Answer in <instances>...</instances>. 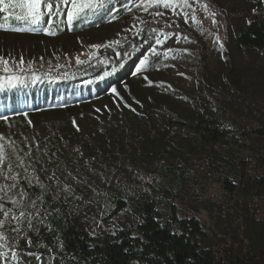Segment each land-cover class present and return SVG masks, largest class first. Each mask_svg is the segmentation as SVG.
Returning a JSON list of instances; mask_svg holds the SVG:
<instances>
[{
	"label": "trees",
	"instance_id": "1",
	"mask_svg": "<svg viewBox=\"0 0 264 264\" xmlns=\"http://www.w3.org/2000/svg\"><path fill=\"white\" fill-rule=\"evenodd\" d=\"M213 1L197 0L200 4L214 5ZM11 2L18 3L19 0ZM77 2H87L92 7L72 23L68 22L66 15L71 4L65 5L62 0H54L50 14L42 4L45 15L38 25L16 20L17 15L23 14L18 7L0 12V32L48 37L85 35L89 37L91 48L106 45L110 55L105 63L83 72L69 71L54 82L44 78L43 87L24 77L35 76V71L48 72L53 65L67 70L66 52L44 57L0 56V80L8 83L9 77L16 78L12 81L14 86L0 89V145L3 146L0 152L4 155V164H0V221L4 223L0 227V264H8L10 258H17L3 243L7 241L6 234H18L14 231L17 227L13 217H17L21 209L27 210L31 196L36 197V204L43 207L44 217L35 223L32 218H27L20 234H26L31 241L28 243L33 252L31 255L43 252L46 256L34 264H264V221L257 220L249 208H245L241 215L238 228L227 235L236 248L226 250L228 260L221 262L216 249L223 247L227 239L210 234L199 219L200 209L208 208L202 207V191L192 194V200L183 211L178 200L181 201L184 192L178 197L173 191H163L158 178L153 177L148 187H144L145 183L125 182L110 193L109 205L103 213L101 204L83 208L85 198L81 194L92 196L83 185L78 184L74 192L67 190L71 176L66 172L65 164L69 166L79 157L87 163L83 135L85 132L93 135L95 127L92 123L87 127L88 120H99L89 111L91 104L107 93L127 106L131 100L142 101L144 84L141 81L147 77L145 72L154 69L158 63H168L170 53L177 50L175 46L169 47L168 40L186 38L201 46L196 35L174 25L179 9L172 0H167L170 4L167 8L165 0ZM216 16L227 25L236 49L258 54L264 59V0L250 1L247 11L230 8ZM49 19L52 20L51 26L47 23ZM46 27L55 34H46L43 30ZM16 28L35 30L16 31ZM145 56L149 61L138 72L140 60ZM199 64L204 65L202 52ZM113 88L116 92L112 91ZM70 110L84 111V114L70 120L60 119ZM42 115L44 128L48 123H56L59 127L51 130V140L44 139V153L38 145L41 131L36 132L38 138L30 134V147L18 143L22 137L20 131L26 125L24 122L32 129ZM49 115L57 116L48 119ZM172 129L188 140L191 149L212 153L215 147L230 146L237 137H246L248 147L258 151L264 163V145L251 135L241 118H230L228 111H199L196 117L178 122ZM57 130L61 132L57 134ZM241 146L243 148V144ZM40 156H44L43 161ZM239 159L244 163L242 157ZM200 163L191 159L187 164L170 166L165 172L183 184L191 180L211 181L223 184L230 192L236 191V187L225 180L230 164L228 158L216 153ZM40 165L44 166V176L38 172ZM13 184L15 187H9ZM249 191H256L264 202V179H248L246 192ZM21 196L27 198L24 208L17 206ZM72 203L78 208H73ZM4 212L9 215L5 216ZM243 240L251 246L252 259L242 255ZM25 254H29L26 260L29 259L30 252Z\"/></svg>",
	"mask_w": 264,
	"mask_h": 264
},
{
	"label": "rangeland",
	"instance_id": "2",
	"mask_svg": "<svg viewBox=\"0 0 264 264\" xmlns=\"http://www.w3.org/2000/svg\"><path fill=\"white\" fill-rule=\"evenodd\" d=\"M172 1L176 2L179 9L178 18L174 20L177 24L174 25L196 35L201 46L186 38L168 40L169 47L175 46L177 50L170 53L168 63H158L154 69L145 72L147 77L141 81L144 84L141 89L144 96L142 101L131 100L127 106L119 103L114 95L107 93L91 104L89 111L99 120H88L87 127L91 123L95 127L94 130L91 129L93 135L85 134L86 132L83 135L87 163L79 157L75 163L69 166L65 164L66 172L71 176L66 187L74 192L78 184L83 185L92 195L88 197L85 193L81 194L85 198L83 208L97 203L103 206V213L109 205L110 193L118 190L125 182L136 185L145 183L144 187H148L153 177H156L163 191H173L178 197L184 192V197L180 198L181 201L178 200L183 211L192 200V194L202 191V207L208 208L200 209L199 219L210 234L226 237L227 243L216 249L221 262H226V250L236 248V244L227 235L238 228L245 208H249L257 220L264 221L263 200L259 199L256 191L246 192L248 179H264L261 154L251 150L243 136H236L230 146L215 147L213 153L199 148L191 149L188 140L172 128L178 122H187L196 117L199 111H228L230 118H241L251 135L257 138L260 145H264V59L258 54L244 53L236 49L231 43L227 25L222 24L216 16L218 12L228 11L230 8L247 11L252 0H214V5L200 4L197 0ZM193 16L195 20L191 18ZM88 38L85 35L48 37L1 31L0 56L44 57L66 52L64 56L68 61L67 70L53 65L48 72L35 71V76L29 74L24 77L43 87L44 78L54 82L69 71L83 72L110 59L106 45H95L91 48ZM200 52L203 53V66L199 64ZM7 88L10 86L1 79L0 89ZM82 114L84 111L70 110L62 114L60 119L70 120ZM55 116L57 115H49L48 119ZM44 119V115L40 116L36 120V123L39 121L37 126L32 129L24 122L26 125L20 131L22 137L18 143L24 144L25 148L30 147V134L33 138H38L36 132L41 131L42 137L38 145L44 153V139L51 140V130L59 128L56 123H48L44 128ZM55 132L59 134L61 130ZM216 153L230 160L225 180L236 187L235 192L226 190L223 184L211 181L191 180L183 184L165 172L166 168L187 164L191 159L201 164L200 161ZM240 157L244 163L240 161ZM40 159L43 161L44 156H40ZM38 172L44 176V166L40 165ZM185 192L190 195L187 196ZM29 198L30 206L27 210H20L25 212V217L18 215L19 219H14L13 222L19 229L14 230L18 234H6L7 241L3 243L17 256L16 259L10 258L8 264H34L46 259L43 252L31 255L28 236L20 234L21 226L27 218H32L35 223L41 222L44 217L43 207L36 204V197ZM18 200L17 206L24 208L27 198L21 196ZM72 207L78 208L74 203ZM104 216L105 214L102 218ZM27 252H30V258L26 260L29 255L25 254ZM242 255L246 259H252L253 252L246 240L242 243ZM28 260L30 262H26Z\"/></svg>",
	"mask_w": 264,
	"mask_h": 264
},
{
	"label": "snow or ice",
	"instance_id": "3",
	"mask_svg": "<svg viewBox=\"0 0 264 264\" xmlns=\"http://www.w3.org/2000/svg\"><path fill=\"white\" fill-rule=\"evenodd\" d=\"M187 2V0H185ZM62 3L65 5L71 4L70 9L67 11V20L69 23H72L73 20L77 19L80 14H82L86 9L91 8L92 4L90 3H78L77 0H62ZM42 4L43 7L47 9L48 13L50 14L54 7V0L50 2V0H19L18 3H12L11 0H9L8 3L5 2V0H0V12H8L10 8H19L22 10L23 14L17 15L15 17L18 21H24L25 23L31 24V25H38L42 23V17L45 15V13L42 11ZM164 6L167 8L170 6L169 2L165 0ZM58 10V8H57ZM147 11V8L144 9ZM193 20H195V17H191ZM48 25H52V20H48ZM16 31H29V30H35V29H27V28H16ZM46 34L54 35V31H50L49 27H46L43 29ZM218 39V38H217ZM159 43V41H157ZM222 46V45H221ZM153 54H155V49L152 50ZM149 61V57L145 56L143 59L140 60V65L137 68V71L139 72L141 68L146 65ZM5 64H7V61H4ZM5 71H7V68H5ZM16 79L15 77H9L8 78V85L14 86L12 81ZM34 79H38V77H34ZM113 92H116V89H112ZM6 119V117H5ZM2 139V137H0ZM3 146L0 145V148ZM0 164H4V155L2 152H0ZM15 179V178H13ZM9 187H15V185H9ZM5 216H8V212L3 213ZM25 212L21 211L19 213V217H25ZM19 217H13V219H19ZM4 223L3 221H0V227H3ZM16 231H19V229H14ZM29 244H31V241H29Z\"/></svg>",
	"mask_w": 264,
	"mask_h": 264
}]
</instances>
